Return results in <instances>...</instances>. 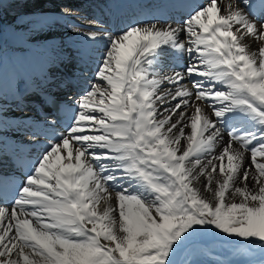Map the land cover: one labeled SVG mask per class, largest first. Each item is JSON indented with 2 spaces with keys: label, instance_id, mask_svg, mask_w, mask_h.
Here are the masks:
<instances>
[{
  "label": "snow or ice",
  "instance_id": "1",
  "mask_svg": "<svg viewBox=\"0 0 264 264\" xmlns=\"http://www.w3.org/2000/svg\"><path fill=\"white\" fill-rule=\"evenodd\" d=\"M250 9L208 0L178 27L108 35L68 129L0 206V264H174L212 229L264 244V23ZM167 55L189 62L155 71Z\"/></svg>",
  "mask_w": 264,
  "mask_h": 264
},
{
  "label": "bare ground",
  "instance_id": "2",
  "mask_svg": "<svg viewBox=\"0 0 264 264\" xmlns=\"http://www.w3.org/2000/svg\"><path fill=\"white\" fill-rule=\"evenodd\" d=\"M126 1L133 4L131 0H0V4L11 6V9L8 7L10 14L6 17L0 15V171H9L10 155L32 156L37 165L51 144L37 135V125L45 128H53V125L49 111L42 108L34 89L39 88L41 92L56 95L77 106L96 81L97 70L93 71L94 78L90 79L74 68L76 62L98 69L109 43L108 35L122 33L118 31V26L123 27L125 24V16L120 10H126ZM254 1L250 0L251 6ZM241 6L247 10L246 5ZM1 8L3 12L5 8ZM184 21L179 24L154 23L178 27ZM256 23L259 26L264 22ZM127 29L129 27L124 31ZM92 32L99 34L97 39H91ZM242 43L248 45L249 51H254L261 42L245 37ZM175 60L187 66L189 57L167 55L155 71L165 74H171L173 69L182 71L184 68L176 66ZM70 80L79 82L83 91L72 89ZM181 84L191 88L188 81H181ZM174 87L162 85L165 89ZM22 94L29 97L23 99ZM176 102L173 100L170 104ZM193 111L191 107L187 109L189 114ZM190 131V127L185 129L186 134H190ZM227 140L228 136L224 135L223 141L218 144L217 153ZM197 186L201 187L199 184ZM202 194L211 198L210 193L202 191ZM196 260L193 264L204 263ZM251 264H264V258L254 260Z\"/></svg>",
  "mask_w": 264,
  "mask_h": 264
},
{
  "label": "rangeland",
  "instance_id": "3",
  "mask_svg": "<svg viewBox=\"0 0 264 264\" xmlns=\"http://www.w3.org/2000/svg\"><path fill=\"white\" fill-rule=\"evenodd\" d=\"M1 6L5 8L3 12ZM8 7L11 9L8 4H0V15L6 17ZM225 131L224 135L227 136V130ZM245 164H250V153L246 154ZM260 258H264V244L261 242L228 237L216 229L197 236L171 256L174 264H193L196 259L203 261V264H251Z\"/></svg>",
  "mask_w": 264,
  "mask_h": 264
}]
</instances>
